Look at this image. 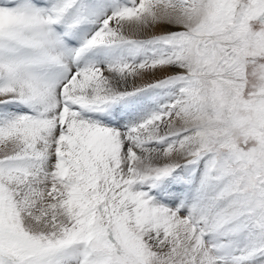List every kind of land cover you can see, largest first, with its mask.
<instances>
[{"label": "snow or ice", "instance_id": "snow-or-ice-1", "mask_svg": "<svg viewBox=\"0 0 264 264\" xmlns=\"http://www.w3.org/2000/svg\"><path fill=\"white\" fill-rule=\"evenodd\" d=\"M0 264H264V0H0Z\"/></svg>", "mask_w": 264, "mask_h": 264}, {"label": "bare ground", "instance_id": "bare-ground-1", "mask_svg": "<svg viewBox=\"0 0 264 264\" xmlns=\"http://www.w3.org/2000/svg\"><path fill=\"white\" fill-rule=\"evenodd\" d=\"M157 31H159V29H157Z\"/></svg>", "mask_w": 264, "mask_h": 264}]
</instances>
